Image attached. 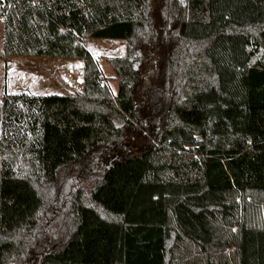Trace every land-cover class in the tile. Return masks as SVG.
Listing matches in <instances>:
<instances>
[{
    "label": "trees",
    "instance_id": "1",
    "mask_svg": "<svg viewBox=\"0 0 264 264\" xmlns=\"http://www.w3.org/2000/svg\"><path fill=\"white\" fill-rule=\"evenodd\" d=\"M0 15V60L79 61L83 80L3 98L0 264H264V0H0ZM90 40L126 46L107 58L116 96Z\"/></svg>",
    "mask_w": 264,
    "mask_h": 264
},
{
    "label": "rangeland",
    "instance_id": "2",
    "mask_svg": "<svg viewBox=\"0 0 264 264\" xmlns=\"http://www.w3.org/2000/svg\"><path fill=\"white\" fill-rule=\"evenodd\" d=\"M185 1V0H184ZM183 2V1H182ZM5 42V26L0 21V49ZM88 51L100 61V69L104 81L107 83L112 94H118L120 79L115 75L113 68L107 62L110 57H122L126 55V46L122 42L112 40H90L87 44ZM159 54L155 50L148 53L146 49L141 51V60L138 62L144 78H153V65ZM72 60H65L63 65H58L54 58L43 57H15L11 60H0V132L2 120V101L5 95L29 94L35 96L63 95L68 92L80 91L82 87L77 85L79 76L68 78L60 68L73 65ZM80 66L79 64H74ZM77 69V68H76ZM66 70V69H65ZM52 72H57L53 76ZM65 81V82H64ZM68 85L70 91L62 86ZM119 124V123H118ZM141 144V138L135 142H126L125 149L131 150ZM1 167V160H0Z\"/></svg>",
    "mask_w": 264,
    "mask_h": 264
},
{
    "label": "crops",
    "instance_id": "3",
    "mask_svg": "<svg viewBox=\"0 0 264 264\" xmlns=\"http://www.w3.org/2000/svg\"><path fill=\"white\" fill-rule=\"evenodd\" d=\"M2 22V21H1ZM3 24H4V22H3ZM95 58V57H94ZM55 61H56V63L58 64V65H63V63L65 62V60L66 59H54ZM74 62V64H79L80 66L78 67V66H75L74 64L73 65H68V66H66V68L65 67H61L60 69L63 71H65L64 72V74L68 77V78H70V77H73V76H70V75H68V69H70L71 67H75V68H77V70L78 71H80L81 70V68H82V63L81 62H79V61H73ZM66 69V70H65ZM52 74H53V76L55 75V76H57V72H52ZM65 82V81H64ZM64 82H62V86L66 89V91H70L71 89H70V87H68V85H64ZM77 85L78 86H80V87H82V85H83V80L82 79H80V81L79 82H77ZM1 133H2V127H1V132H0V135H1ZM1 160V159H0Z\"/></svg>",
    "mask_w": 264,
    "mask_h": 264
},
{
    "label": "built area",
    "instance_id": "4",
    "mask_svg": "<svg viewBox=\"0 0 264 264\" xmlns=\"http://www.w3.org/2000/svg\"><path fill=\"white\" fill-rule=\"evenodd\" d=\"M5 20H6L5 17L2 16V15H0V21L5 22ZM122 57H123V56H122ZM78 72H79V71H78L75 67H71L70 69H68V75H70V76H79ZM80 79H82L81 76H80V78L78 77L77 82H79ZM100 80H101L102 82H104L103 77H101Z\"/></svg>",
    "mask_w": 264,
    "mask_h": 264
},
{
    "label": "flooded vegetation",
    "instance_id": "5",
    "mask_svg": "<svg viewBox=\"0 0 264 264\" xmlns=\"http://www.w3.org/2000/svg\"><path fill=\"white\" fill-rule=\"evenodd\" d=\"M181 1H183V0H181Z\"/></svg>",
    "mask_w": 264,
    "mask_h": 264
}]
</instances>
